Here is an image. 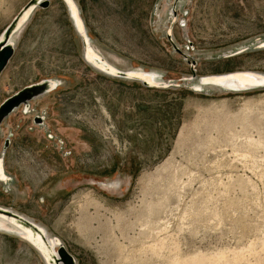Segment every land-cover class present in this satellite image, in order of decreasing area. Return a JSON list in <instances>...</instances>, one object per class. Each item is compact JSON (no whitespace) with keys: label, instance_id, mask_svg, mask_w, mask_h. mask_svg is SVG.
I'll return each mask as SVG.
<instances>
[{"label":"rangeland","instance_id":"obj_1","mask_svg":"<svg viewBox=\"0 0 264 264\" xmlns=\"http://www.w3.org/2000/svg\"><path fill=\"white\" fill-rule=\"evenodd\" d=\"M29 1L0 0V32ZM50 1L0 81V102L42 80L62 84L1 131L14 188L0 181V206L48 229L77 264H264V88L185 87L193 62L199 78L264 74V0H182L175 16V0H75L99 55L183 85L168 89L92 67L66 4ZM84 206L95 232L78 229ZM0 264L46 263L0 231Z\"/></svg>","mask_w":264,"mask_h":264},{"label":"water","instance_id":"obj_2","mask_svg":"<svg viewBox=\"0 0 264 264\" xmlns=\"http://www.w3.org/2000/svg\"><path fill=\"white\" fill-rule=\"evenodd\" d=\"M66 4L73 26L82 39L84 47V60L100 72L111 77L140 82L146 88H162L168 89L171 87H183L176 81L165 80V75L156 71L143 70H121L111 65L105 58L99 55L92 46V39L81 17V11L75 0H63ZM182 3V0H175L172 7L174 16L176 11ZM50 0H30L12 22L0 34V78L13 59L16 52L17 38L20 32L28 24L38 9L46 10L50 7ZM167 38L173 45V48L181 55L187 57L178 46L175 44L170 32ZM264 43L256 46L260 49ZM254 47L244 49H237L230 56H237L245 51L256 50ZM196 62L192 63L193 76L189 78L191 84H185L197 92H204L206 87L214 85L223 90L232 92H247L264 88V74L258 72H231L224 74H217L208 77H197L194 69ZM62 81L59 79H47L38 83L28 85L16 92L0 105V135L3 125L6 124L9 117L23 108L24 113L31 112V102L40 99L41 97L53 92L60 86ZM44 117L36 116L35 122L45 125ZM10 145V138L5 141L4 148L0 154L1 174L6 175L11 181L14 180L9 176L4 169V162L6 150ZM0 181H4L0 178ZM5 185V183H4ZM0 220L5 221L8 225L14 227L16 230L0 229L1 232L14 235L30 243L43 257L46 264H77L76 257L70 253L65 244L56 236H52L48 229L25 215L16 212L11 207L0 206Z\"/></svg>","mask_w":264,"mask_h":264},{"label":"bare ground","instance_id":"obj_3","mask_svg":"<svg viewBox=\"0 0 264 264\" xmlns=\"http://www.w3.org/2000/svg\"><path fill=\"white\" fill-rule=\"evenodd\" d=\"M2 170H1V166H0V172H1ZM0 178L4 181V183H5V187H6V189H8L9 190V188H14V184H13V181H11V180H9L8 178H7V176L5 175L4 176V174H1L0 175ZM92 204V203H91ZM93 205V204H92ZM86 207H88V206H84L83 208H84V210H83V212H82V216H81V218H80V221H79V223H78V229H80V231H85V232H95V230L97 229V228H94V222L95 221H98V219L96 218V217H94L95 215H92V214H90L89 213V211H88V209L86 208ZM152 210V209H151ZM151 214V213H150ZM98 217V216H97ZM101 218V217H100ZM120 222V221H119ZM100 223V222H99ZM103 226H105V225H102V227ZM101 227V226H100ZM99 228V227H98ZM0 229H6V230H16L14 227H12V226H10V225H8L5 221H3V220H0ZM105 229V228H104ZM109 229V228H108ZM123 229V228H122ZM99 230V229H98ZM106 230V229H105ZM114 230V229H113ZM150 230H152V229H150ZM87 234H89V233H87ZM89 235H91V234H89ZM157 241V240H156ZM166 241V240H165ZM162 243H164V241H162ZM161 246V245H160ZM172 251L175 253L176 252V244H173L172 243ZM150 247H152L151 245H150ZM120 251H122V248L121 247H119L118 248ZM148 249H151V248H148ZM161 249V248H160ZM146 250V247L145 248H143V249H141L140 250V252H144ZM178 250V249H177ZM153 251H156L155 250V248H154V250ZM172 251H171V253H172ZM220 255V254H219ZM217 256V255H216ZM188 257V256H187ZM186 257V258H187ZM212 257V256H211ZM239 257V256H238ZM212 258H214V257H212ZM189 259V258H188ZM216 259V258H215ZM237 259V258H236ZM181 260V259H180ZM190 260V259H189ZM225 260V259H224ZM178 262V261H177ZM188 262V261H187ZM222 262V261H221ZM226 262V261H225ZM224 262V263H225ZM171 264V263H170ZM180 264V263H179ZM184 264V263H183ZM223 264V263H222Z\"/></svg>","mask_w":264,"mask_h":264},{"label":"crops","instance_id":"obj_4","mask_svg":"<svg viewBox=\"0 0 264 264\" xmlns=\"http://www.w3.org/2000/svg\"><path fill=\"white\" fill-rule=\"evenodd\" d=\"M12 19H13V18H12ZM12 19L10 20V23L12 22ZM32 19H33V17L31 18V20L28 22V24L24 27V29H23V30L20 32V34L18 35V38H17V45H16V52H15V55H14L13 59H14V58L17 56V54H18V50H19L20 42H21V40H22V38H23V36H24V33H26V31H27V29H28L30 23L32 22ZM10 23H8V25H9ZM8 25H7V26H8ZM7 26H6V27H7ZM6 27H5V28H6ZM5 28H3V29L1 30L0 34L5 30ZM13 59H12V60H13ZM12 60L10 61L9 65L12 63ZM9 65L7 66V68L5 69V71L3 72V74H2V76H1V78H0V81L3 79L4 73H5L6 70L8 69ZM3 82H4V81H3ZM4 83H5V82H4ZM0 85H4V84H3V83H0ZM2 87H3V86H2ZM18 91H19V90H18ZM18 91H16V92H18ZM0 92H2V88H1ZM16 92H15V93H16ZM15 93H13L12 95H14ZM12 95H10L9 97H11ZM9 97L4 98V99L0 102V105H1L5 100H7ZM9 119H10V117H9ZM9 123H10V120L7 121L5 125H3L2 130H3L4 127H9V126H8Z\"/></svg>","mask_w":264,"mask_h":264}]
</instances>
